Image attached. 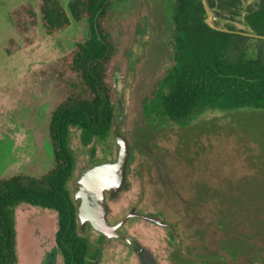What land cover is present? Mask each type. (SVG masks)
<instances>
[{"label":"rangeland","instance_id":"rangeland-1","mask_svg":"<svg viewBox=\"0 0 264 264\" xmlns=\"http://www.w3.org/2000/svg\"><path fill=\"white\" fill-rule=\"evenodd\" d=\"M61 1L66 6L69 0ZM39 2L0 0V178L17 173L40 177L54 167L48 122L52 110L71 90L68 82L75 78L72 73L62 78L57 73L64 70V57L88 34L83 20L71 21L68 27L52 34L44 33ZM172 2L116 0L108 13L106 26L115 48L109 69L114 100L120 86L128 90L119 131L135 148L127 187L108 202L111 212L107 216L116 221L135 205L143 214H160L168 223H180L177 230L183 232L185 244L189 243L185 232L189 234L190 229L183 227L181 203L174 204L162 192L173 184L187 186L195 179L222 181L252 173L251 177L264 180V109L207 108L184 126L172 121L157 127L148 124L141 103L171 63ZM27 9L36 13V22ZM238 26L244 28L240 23ZM138 37L142 38L131 68L129 60ZM258 43L253 37L245 46L255 51ZM92 146L95 153L89 157ZM69 148L74 169L68 188L73 196L75 176L85 167L111 160L116 147L110 139L106 144L94 139L84 146L79 131L72 129ZM179 159L192 175L177 172L182 162ZM14 223L16 264H23V257L26 264H46L51 254L53 264H61L55 242L57 215L53 210L20 202L14 207ZM127 231L151 251L159 264H170L168 227L138 218L127 224ZM95 236L90 228V241L98 245L93 241ZM127 247L123 241L109 239L96 264H137L136 254Z\"/></svg>","mask_w":264,"mask_h":264},{"label":"trees","instance_id":"trees-1","mask_svg":"<svg viewBox=\"0 0 264 264\" xmlns=\"http://www.w3.org/2000/svg\"><path fill=\"white\" fill-rule=\"evenodd\" d=\"M114 1L69 0L66 6L61 0L39 2L44 33L83 20L88 34L64 57V70L57 73L61 78L72 73L75 78L68 82L71 90L52 110L48 122L54 167L40 177L17 173L0 178V264H16L14 207L20 202L56 213L55 242L63 264H93L97 255L98 247L90 243L89 248L79 231L76 204L68 188L74 169L69 141L74 129L84 146L94 139L114 143L111 128L116 108L109 69L115 48L106 26ZM206 2L211 22L230 31L205 23L202 0H173L171 63L141 103L152 127L169 121L184 126L207 108L264 109V38L255 37L256 50H247L245 42L253 37L236 32L264 35V0ZM27 10L36 22V13ZM94 153L92 146L89 157ZM186 165L182 161L177 172L188 177L192 174ZM251 176L222 181L194 178L187 186L173 184L162 192L174 204L180 201L183 227L190 229L189 234L185 232L189 243L183 244V232L177 230L181 224L170 222V264H264V180Z\"/></svg>","mask_w":264,"mask_h":264},{"label":"water","instance_id":"water-1","mask_svg":"<svg viewBox=\"0 0 264 264\" xmlns=\"http://www.w3.org/2000/svg\"><path fill=\"white\" fill-rule=\"evenodd\" d=\"M202 4L206 11L205 23L207 25L216 30L230 31L215 26L211 22V11L206 0H202ZM236 32L251 37L264 38V35L243 31ZM141 38L142 37H138V44L135 47L133 56H131L129 60V66L131 68H133L135 64L134 58L139 50ZM108 50L109 46L107 45L106 53ZM127 93L128 90L124 86H120L116 92V114L111 128L114 145L116 147L113 159L83 168L76 178V189L73 194L79 226L83 227L86 222H89L94 230L102 233L108 238L117 237L118 227L130 216H136L164 227H171V224L166 222L160 214H143L131 211L123 220L116 224H110L106 218L108 206L105 201V196L108 195L112 197L127 187V173L133 157L132 147L128 139L119 131V124L124 117V105L127 101ZM126 243L138 257L137 264H159L151 251L142 246L135 238L127 237ZM50 263L51 259L48 260V264Z\"/></svg>","mask_w":264,"mask_h":264},{"label":"flooded vegetation","instance_id":"flooded-vegetation-1","mask_svg":"<svg viewBox=\"0 0 264 264\" xmlns=\"http://www.w3.org/2000/svg\"><path fill=\"white\" fill-rule=\"evenodd\" d=\"M113 159V158H112ZM90 165V164H89ZM78 174L75 176V178H77ZM73 197V196H72ZM114 196L110 197L108 195L105 196V201H106V204L108 205V202H110L112 199H113ZM133 205V204H132ZM131 211H134L136 213H141L140 210L137 208V206L133 205V207L129 208V211L123 215L121 218L117 219L116 221H111L110 220V217L108 218V216H106L107 218V221L110 223V224H116L117 222L123 220ZM109 213L111 212L108 211ZM107 215H109L107 213ZM139 217H136V216H130L122 225H120L117 229V233H118V236L117 237H111V238H108L106 237L105 235H103L102 233L98 232L95 230V234L96 236L93 237V241H95L98 245H96V247H98V251H97V255L95 258H92V261H93V264H96L98 263L100 260H101V256H102V250L104 249V245L107 241H109V239H113V240H120V241H123L126 245V239L127 237H133L135 238V236H133L132 234L128 233L127 231V224L134 220V219H138ZM79 225V223H78ZM90 228H92V226L90 225L89 222H86L84 224L83 227L79 226V231L81 234L85 235V237L87 238L88 242H89V248H90ZM94 230V229H93ZM136 239V238H135ZM92 244V243H91ZM94 245V244H93ZM128 246V245H127ZM130 249L131 253L133 252L132 249L130 247H127ZM57 253L60 254L61 256V253L58 251ZM133 254V253H132ZM133 256L135 257L136 259V263H138V257L136 255L133 254ZM53 258H54V255L51 254V256H49L48 260L51 259V263L50 264H53ZM23 264H26V261H25V258L23 257ZM89 260H90V257H89ZM48 264V261L47 263ZM61 264H63V259H62V256H61Z\"/></svg>","mask_w":264,"mask_h":264}]
</instances>
